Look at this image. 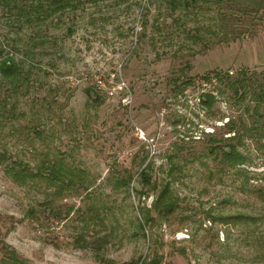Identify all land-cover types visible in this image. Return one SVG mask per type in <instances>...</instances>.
I'll return each instance as SVG.
<instances>
[{
  "label": "rangeland",
  "instance_id": "1",
  "mask_svg": "<svg viewBox=\"0 0 264 264\" xmlns=\"http://www.w3.org/2000/svg\"><path fill=\"white\" fill-rule=\"evenodd\" d=\"M46 1L0 0V264H264V0Z\"/></svg>",
  "mask_w": 264,
  "mask_h": 264
},
{
  "label": "trees",
  "instance_id": "2",
  "mask_svg": "<svg viewBox=\"0 0 264 264\" xmlns=\"http://www.w3.org/2000/svg\"><path fill=\"white\" fill-rule=\"evenodd\" d=\"M45 5H42L41 2L38 4L40 7H44L47 11L48 15H51L55 13L59 9H64L66 6H68L67 0H48ZM194 2V0H181L178 2L181 3V5L186 6L190 3ZM258 3V2H255ZM177 5V3L175 2ZM259 5V3H258ZM21 66L20 63L16 62L10 55H6L3 59L0 60V73L9 79H13L15 77H18L20 75ZM244 79V76L242 77ZM234 84V93H239L240 96L245 91L241 90V88H244L243 80H239V77L233 80ZM206 103L212 104V97L206 94ZM264 99V98H263ZM229 126L231 124L228 123ZM235 135V133H234ZM229 139V138H228ZM217 146L216 149H220L221 151V160L224 162H227L232 165H236L237 163H243L245 161V156L236 150V145L233 143H229L228 141L221 146ZM56 172V176L58 177V184L63 185V183H70L73 180V177L75 176L73 170H71L70 167L65 166L61 164L60 162L56 163L53 162L51 165V171ZM14 173L11 175L14 177H24V178H33L34 173L33 172H27L22 168H17L16 171H13ZM37 173H39L37 171ZM142 175L143 171L140 172ZM68 185V184H67ZM66 186V185H65ZM170 192L171 188L168 183L164 184V187L162 190L157 194L155 201L153 202L152 207L155 208V210L161 215L165 216L172 211L175 210L177 206V202H175L173 199L170 198ZM152 221V217L148 215V213H143L142 215V222L139 224L141 229H143L146 225V223H150ZM161 258L159 257H151L148 258L146 261L143 259L140 264H160ZM126 264H137V262H126Z\"/></svg>",
  "mask_w": 264,
  "mask_h": 264
},
{
  "label": "built area",
  "instance_id": "3",
  "mask_svg": "<svg viewBox=\"0 0 264 264\" xmlns=\"http://www.w3.org/2000/svg\"><path fill=\"white\" fill-rule=\"evenodd\" d=\"M100 84H98V86L99 87H102L103 89H105L106 91H112V89L114 88V86H112V88L110 89L108 86H105L103 83H101V80H100V82H99ZM202 83H206V80L204 81H201V84ZM119 89L120 90H123L124 89V86H119ZM122 100L125 102V100H128V98H125V96L124 97H122ZM136 133H137V135H138V137H143V131H142V129L141 128H139L138 126H137V128H136Z\"/></svg>",
  "mask_w": 264,
  "mask_h": 264
}]
</instances>
